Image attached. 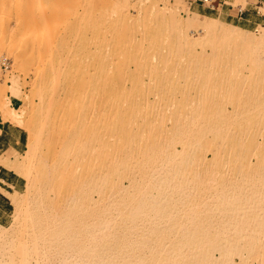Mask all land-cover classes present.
Returning a JSON list of instances; mask_svg holds the SVG:
<instances>
[{"label": "bare ground", "instance_id": "obj_1", "mask_svg": "<svg viewBox=\"0 0 264 264\" xmlns=\"http://www.w3.org/2000/svg\"><path fill=\"white\" fill-rule=\"evenodd\" d=\"M22 3L25 15L27 14L29 22L34 26L47 24L53 17L51 15L39 16L36 21L31 9L32 1L24 0ZM162 17L166 18L164 15ZM167 17L169 19L163 27L161 25L154 29L150 28L151 40L148 45L143 44V36L140 39L133 37L131 29L127 25H122L118 31H115L111 42L104 44V36L87 37L78 47L68 49L70 53L68 61L60 57L62 60L49 63V68L40 72L42 75L39 76V87L37 88L40 107L36 119L31 123L29 121L31 134L28 141L27 158L25 157L28 162L17 168L14 167L23 174L29 185H34L35 194L30 202L31 210L26 209L27 204L23 208L26 210L21 211L20 209L23 203H27L24 200L25 197L14 198L19 210L17 209V214L13 216L14 221L10 228H0V241L16 235L46 234L56 240L59 247L70 252H85L95 257H108L111 253L119 256L125 249L126 251L132 250L134 246L130 242L132 233L143 236L164 231L174 234L175 236L170 238L156 239V242L155 238H142V240L151 241L145 245L154 252L151 255L152 264H197L199 261L195 260V251L205 247V242L215 241L209 244L223 249L229 240L233 241L227 239L228 237L224 239L207 237L212 233L215 236L224 234L229 236L233 231L231 229V232L229 228L228 231L225 227L227 231L216 229L214 232L203 228L204 223L201 219L204 217L201 218L200 214L196 215V218L195 215L190 214L191 219L184 220L183 223L174 220L177 226L173 225L171 220L174 219L172 215L174 216L175 213L173 212L178 214L179 206L184 203H190L191 206L190 195L194 196L199 191L209 192L207 186L196 190V182L203 176L199 173L200 170L208 172V168H204L208 164L203 162V157L206 155L199 151L201 147L208 148L211 157H234L245 163L250 159L247 157L250 152H254L257 157L264 156V150L260 149L259 143L242 142L241 129L231 132L229 128V123L235 121L238 116L249 121L255 117L252 115L253 112H260L264 109V81L260 82L264 75L262 71L264 63L261 59L264 57V52L262 51L263 56L257 52L259 48L264 49V26H260V31L254 35L245 34L243 28L234 24L225 23V26L219 19L206 17L204 18L206 20H200L195 12L193 16L184 21H179L171 15ZM181 27H191L204 32L209 39L210 52L205 51L201 54L185 46L192 40L177 33L179 30L176 31V28ZM150 48L156 50L151 51ZM43 52L46 55L53 53L51 47L47 46L43 48ZM185 56L192 62L189 63ZM168 58L171 59L167 60ZM180 58H182L181 62L176 63ZM246 60L249 61V66L246 68L252 74L247 86L239 72V70L242 71L241 67ZM156 61L166 66V72L160 70L165 68L156 67L153 74L154 81L161 91H164L172 73L193 76L195 93L188 96L184 92L183 101H195L197 106L191 112H201L196 118L202 123L197 126L184 125L183 120L177 116V119L173 120V125L171 124L163 132L162 138L156 131L151 132L146 142L140 143V146L138 143L135 147L139 146L138 151L141 156L160 158L157 164L138 170L136 174V170L130 165V157L133 153L130 141L134 135L131 132L129 134L130 128L125 126L129 119L130 109L123 110L111 103V107L115 106L116 110H107L103 103L106 95L104 90L116 91L125 88L124 76L126 74L124 72L130 69L129 63L138 67L147 65L150 67ZM179 64L182 65L178 66ZM112 66L115 71L109 77L108 69ZM231 71L233 74H230ZM256 72L257 75L254 76L253 73L256 74ZM228 79L231 85H227ZM105 81L108 82L105 89H102V83ZM1 91H4L2 87H0ZM228 91L238 99V102L232 104L234 114H228L220 100L221 94ZM169 100L171 105L179 102L176 96L170 97ZM115 115L118 116L114 119ZM214 117L216 125L212 123ZM171 137L179 138L177 141L180 143L179 149L174 146L175 142H165ZM38 153L44 157H39L34 163L33 160ZM56 154L58 157H55ZM242 166L251 175L253 170L260 171V168L251 169L246 164ZM122 177L127 179L126 184L121 182ZM200 181L199 184H201ZM224 185L222 188H226L227 184L224 183ZM228 185L230 187L231 184ZM199 186L201 185L197 183V187ZM256 188L257 186L251 188L250 185L248 189L244 188L245 193L242 192L243 189L240 191L241 187L240 190L237 189L238 193L247 194L246 199H243L245 203L243 201L241 204L236 203L240 199L235 198L236 196L241 197L242 194L238 195L233 192L236 196L231 193L232 197L228 195L225 198L223 195L229 194L231 190L225 194L226 189H221L215 195L217 197L219 195L215 199L218 203L215 204L217 208L226 211L228 218L231 213L227 211L230 210L242 209L244 211L247 209L249 213L250 209L252 211L260 204L256 200L264 192L263 188V190ZM233 190L236 192L235 189ZM244 195L241 200L245 197ZM96 203L114 204L115 206L111 205V208L120 210V215L117 216L118 221L108 215L106 210L90 214V206ZM192 205L194 209L187 207V211L190 208L196 211L195 204ZM151 207L160 210L159 212L163 209L171 211L176 208L177 211L163 210L164 212H161L164 213L163 216H166L168 212L167 218H173L168 219L171 221L170 224L167 222L173 228L168 230L169 225H167L168 231L162 227L160 229L163 231H159L156 226L152 227L156 225L155 220L147 223L148 220L144 221L145 223L140 220L144 225L147 224L143 227L139 223L142 228H146L145 231L142 228L139 229L142 231L131 229L134 224L133 217L141 214L143 209ZM183 210V213L186 212ZM235 215L231 216L234 218L240 216ZM224 217L221 216L223 219ZM244 217L248 219L249 215ZM227 219H224V222ZM254 219H257L256 214ZM244 221H242L243 228L241 224V226L234 225L238 227L237 229L241 227L240 230L233 229L234 232L241 234L238 232L244 231L245 234L252 235L255 231L254 224L248 223L249 219L245 221L246 223ZM148 223H151L150 227L153 229H147ZM230 224H234V221ZM241 229L244 230L241 231ZM250 242L246 243L250 245L252 243ZM228 244L229 248L233 249L231 242ZM247 244L246 246L249 247ZM13 248L19 258L17 260L12 258L7 263H2V251L7 250V247L3 246L0 248V264H31L27 256L21 253L24 246L15 244ZM137 256L138 258L133 260L122 257L117 264H146L143 257Z\"/></svg>", "mask_w": 264, "mask_h": 264}, {"label": "rangeland", "instance_id": "obj_2", "mask_svg": "<svg viewBox=\"0 0 264 264\" xmlns=\"http://www.w3.org/2000/svg\"><path fill=\"white\" fill-rule=\"evenodd\" d=\"M23 1L24 0H0V56H5L8 59L7 68L0 69V87H2L4 90L1 91L2 94L0 92V106L4 111L5 117L16 119V122L21 124L27 132L26 147L20 154L16 155L14 161L11 162V166L13 168L15 166V168H17V166L25 165L28 162L26 159V153L28 150L29 137L31 134L30 123L38 116L40 107V102L37 95V88L39 87L40 78L39 76L42 75L40 72L49 68V63H55V61L62 59L64 61H68L70 58L68 49L78 47L82 40L87 37L97 35L104 36V44L111 42L115 31H118L122 25H127L129 29H131L130 31L132 32L133 37L140 39L143 36V44L148 45L150 44L151 40V37L149 36L151 32L150 28L154 29L161 25L163 27L164 23L169 19L167 16L171 15L179 21H184L188 17L193 16L194 12L197 13L194 9L189 7V1L191 0H94L95 4L93 0H28L32 1L31 9L36 21L38 20L39 16H53L52 19L47 22V24L34 26L29 22L27 14L25 15V12L22 9ZM194 1L205 5V9H208L207 5H211L216 2V0ZM225 1H230L231 5L240 8L242 10V14L240 15L241 17L232 16L231 14L227 13L228 11L226 8L230 7V4L227 3L223 6L218 17H216L213 13L210 16L197 13V18L200 20H206L204 19L206 17L219 19L224 25L225 23H232L240 26L244 29L243 32H246L245 34L252 33L257 35L260 31L259 24L264 26V0ZM163 15L166 16V18L162 17ZM176 29V31L179 30L177 32L179 35L187 36L192 40L191 43H188L185 46L189 47L194 52H201V54L205 53V51L210 52L209 39L208 36L204 34V32L191 27H181ZM43 46H47L48 48L51 47V51L53 53L51 55H46L43 52ZM102 48H104V46ZM150 49L151 51L156 50L152 48ZM257 50V52L259 54L261 53V55L264 52L263 48H259ZM60 57L62 59H60ZM185 58L188 59L187 61L189 63L192 62L190 58L186 56ZM170 59L171 58H168L167 60ZM261 59L264 63V57H261ZM71 60H73V58H71ZM181 60L182 58L177 59L176 63L181 62ZM129 65L130 69L124 72V74H126L124 76L125 88L116 91H111V89L104 90L106 95L103 98V103L106 105L107 110H116V107L123 110L130 109V115L128 117L129 119L126 121L125 126L130 128L129 134L131 132L134 135L130 141V147L133 150V153L130 157V165L132 169L136 170L137 174L138 170L157 164L160 158L152 156L144 157L141 156L138 151L140 143L146 142L151 132L156 131V133H158L159 136L161 135L162 138L163 132L166 131V129L169 128L171 124L173 125V120L177 119V116H179V119L183 120L182 123L184 125L197 126L202 122L196 118L199 116V114H201V112H191V110L195 109L197 106L195 101H183V95L186 94L191 96V94L195 93V81L192 80L193 76L172 73L168 81L169 83L167 82L164 91H161L160 87L154 81L153 74L156 67L159 69L165 68L166 66L164 64L156 61L150 67L149 65L138 67L133 63H129ZM181 65L182 64H179L178 66ZM248 66L249 61L246 60L243 64V67H241L242 71L239 70L246 86L247 84L249 85V79L252 78V74H250V71L246 68ZM160 70L166 72V68ZM114 71L115 70L113 66L108 69L109 77L113 75ZM262 71H264V69ZM230 74H233V71H231ZM253 75L256 76L257 72L256 74L253 73ZM261 79L262 80H260V82L263 83L264 75H262ZM229 80L230 79H228V81ZM107 82L108 81L102 83V89H105ZM262 83L260 84L262 85ZM227 85H231V82L229 81ZM177 88L180 90L177 91ZM7 91L16 93L20 97V105L17 109H13L8 106L9 100L7 97ZM184 92L186 93L184 94ZM228 92L221 94L220 100L223 102L225 110L228 112V114H234L235 112L232 104L238 102V99L235 98L232 92ZM172 96L177 97L179 101L177 104H170L169 98ZM128 101H131L132 103L129 104ZM111 103L116 104V107L114 106V108H112ZM117 114L120 115L119 113ZM118 115H115L114 119L117 118ZM252 115L255 116V119L253 118L249 121H246L242 116H238L235 121L229 123V128L231 132L241 129L242 142L247 143L249 141H254L259 143L260 149L264 150V109H262L260 112L255 111L252 113ZM212 123L213 125H216L215 117L212 119ZM111 126L113 127V125ZM178 140L179 138L177 137H171L170 140L167 139L165 142H175L174 146L179 149L180 143L177 142ZM138 143L139 146L135 147ZM199 151L206 155V157H203V162L208 164L207 166H204L205 169L208 168V172H204L205 170H200L199 173H201L203 176L199 178V181L201 180V184H199V181L196 182V190L204 189V186H207L209 192L206 193L199 191V193H196L194 196L190 195L191 201L193 203L191 202V206L190 203H184V205H182L183 207L179 206V209L177 208L178 214H176L177 212H173L176 210V208L171 209V211L170 209H163L164 211L169 210L168 212L175 213L174 216L172 215L174 219L171 217L173 220H171V218H167L168 212L165 214L166 216H163L164 213H161L164 212L163 210L159 212L160 210H155L154 208L152 209V207L147 209L145 208L141 214H136L135 217H133L132 222H134L136 226H133V224L131 229L139 230L142 228L141 225L143 227L147 226V224H143L145 223L144 221L148 220L146 221L147 223L149 221L154 222L155 220L156 225H152V227L156 226L159 231L164 228L165 231H168L170 228H173L169 225V222L173 221L171 222L172 224L174 223L173 225H175V221L178 222V220L179 222L181 221L183 223L184 220L189 221L191 219L190 214H193V216L195 215V218L196 215L199 216L200 214L201 218L204 217L202 218L203 220L201 219V221L204 223V227L203 225L201 227L206 228L211 232L216 231V229L226 230L225 228H227L228 231L229 229L230 231L232 229L234 232V230L238 228L236 227L237 225H242V228L244 227L242 222L246 219L244 216L249 215L247 218L250 222L248 219L245 221H248V223H251L252 225L254 224L253 226L255 227V231L253 227L252 229L254 232L252 235L245 234L244 231H242L244 229H241L242 232H238L241 234H237V232L233 233L232 231L231 235L228 233L229 236H234L233 238L235 239L225 236L227 234L220 236H215L214 233L209 234L207 237H222V239H224V237H228L227 239L233 240H229L227 243L224 240L226 246H228V243L231 242L233 249L229 248L230 246H225V249H221L222 247L215 248L213 245L209 244L215 241H207L205 242L206 244H204L205 247L203 246L201 249L195 251V260L199 261L197 264H264V192H262L261 196L258 197L259 199L260 197L262 199L256 200L260 203L258 206L260 205L261 207L256 206V209H252V211L250 209L249 213H247V209H243L246 212L242 211V209L236 210L237 213L235 210L227 211L231 213V215H235V213L237 216L242 215V217H237L235 215L237 218H234V216L231 215L228 218L226 211H222V209L217 208L218 206L216 204L218 201H215V199L219 197V195L218 197L215 196L217 195V192L221 191V189L225 190L229 186L228 184H231L230 187L227 188L230 189L228 191H226V189L224 193L226 194L230 190L232 192L230 191L229 194L223 195L225 198L228 197V195L230 196L231 193L233 194V192L238 195L242 194L243 196V193L246 192L245 189H248L250 185L251 188H253V186H257L258 189L261 188V190H263L264 156L257 157V155L255 156L254 152H250L249 155H247V157L250 158V161L248 160L245 163L239 159H235L234 157H211L210 150L205 146L201 147ZM39 157H44V155L42 156L40 153H38L33 162L36 163ZM55 157H58V154H56ZM216 158L218 159L216 160ZM242 164H246L248 167H251V169L260 168V171L256 172L253 170V173L255 172L257 175H253V173L251 175V173H248L245 170ZM15 171L23 177V186L19 192L12 194L11 198L13 210L11 217L6 225L0 226L1 229L10 228L11 223L14 221V215L17 214L16 212L18 208L14 202V198H27V200L24 198L27 203H23L20 209L21 211L26 209L31 210L30 202L35 194L34 185H29V183L26 181V178L20 173L19 170L17 171L15 169ZM121 182L126 184L127 179L122 177ZM197 183L201 186L197 187ZM224 183L227 184L226 188H222L225 186ZM248 183L251 184L249 185ZM233 189H235L236 192ZM237 189L240 191L243 189V193H238ZM236 194L233 195L236 196ZM246 195H244L245 197H243L242 200V196H236V200L240 199L236 203H243V201L246 199ZM230 197H232V195ZM26 204L28 207L23 209ZM192 204H195L196 211H192L194 209V205ZM111 205L114 204H93L89 208L90 214H95L98 211L101 212L106 210L108 215L112 216L115 221H118L119 217L117 216L120 215V210L111 208ZM187 207H192L193 209L190 208V210L187 211ZM181 209L186 210V212L183 210V213ZM157 212L161 214H158ZM221 212H225V214H222ZM255 214L257 219H254ZM220 215L222 217L225 215L226 217H224V219L228 218L225 220L227 223L224 222V219L221 218ZM168 219L171 221H168ZM140 220H142L143 223L142 221L140 222ZM233 221L234 224H230L233 223ZM245 221L244 223H246ZM167 222L169 224H167ZM228 222L231 226L228 225ZM139 223H141V225ZM151 223H148L149 226L147 229L152 228L150 227ZM216 223L220 224L217 225ZM138 224L139 226H137ZM167 225H169L168 230ZM175 226H177V224ZM160 227H162V229H160ZM240 228L241 227H239L237 230H240ZM143 229L145 231L146 228H142V230ZM163 232H158V234L152 235L144 234L143 236L132 233V235H130V239H132V241L130 240V242L134 244V246L131 245V247L133 246V249L128 251L125 249L124 251H121L119 256L116 253H111V255L108 257H95V255L85 252H70L59 247L57 245L58 242L46 234L16 235L12 236L10 239L0 241V248L3 246L7 247V250L2 251L1 260L2 263H7L12 258L17 260L19 257L14 251L13 247L15 244H21L24 246V249L21 253L27 256V259L31 264H117L118 260H121L122 257L133 260L138 258L137 255L143 257L146 264H152L153 258L151 255L154 254V252H152L151 249L145 245V243H150L151 241H145L142 240V238H155L154 240L156 242V239H163L166 237L170 238L175 236L174 234ZM248 241H251L252 243L250 242L251 244L249 245L246 243ZM221 243H223V241H221ZM245 243L249 245V247L246 246ZM155 259L156 261L158 260L157 257H155ZM160 260L162 261V259Z\"/></svg>", "mask_w": 264, "mask_h": 264}, {"label": "crops", "instance_id": "obj_3", "mask_svg": "<svg viewBox=\"0 0 264 264\" xmlns=\"http://www.w3.org/2000/svg\"><path fill=\"white\" fill-rule=\"evenodd\" d=\"M227 13L232 16L241 17L242 10L231 5L230 1L216 0L205 9L203 4L194 0L189 1V7L197 13L210 16L212 13L218 17L225 4ZM207 11V12H206ZM232 24V23H231ZM235 25V24H234ZM238 26V25H237ZM259 26H262L259 24ZM8 106L17 109L20 105V97L16 93L7 91ZM27 132L24 127L16 122V119L5 117L0 106V226L8 223L13 210L12 194L19 192L23 186V177L11 166L16 155L20 154L26 147Z\"/></svg>", "mask_w": 264, "mask_h": 264}, {"label": "built area", "instance_id": "obj_4", "mask_svg": "<svg viewBox=\"0 0 264 264\" xmlns=\"http://www.w3.org/2000/svg\"><path fill=\"white\" fill-rule=\"evenodd\" d=\"M8 66V59L5 56H0V69H5Z\"/></svg>", "mask_w": 264, "mask_h": 264}]
</instances>
